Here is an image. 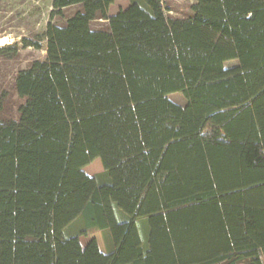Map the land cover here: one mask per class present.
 <instances>
[{
	"label": "trees",
	"instance_id": "1",
	"mask_svg": "<svg viewBox=\"0 0 264 264\" xmlns=\"http://www.w3.org/2000/svg\"><path fill=\"white\" fill-rule=\"evenodd\" d=\"M162 1L51 0L0 92V264H264V0Z\"/></svg>",
	"mask_w": 264,
	"mask_h": 264
},
{
	"label": "rangeland",
	"instance_id": "2",
	"mask_svg": "<svg viewBox=\"0 0 264 264\" xmlns=\"http://www.w3.org/2000/svg\"><path fill=\"white\" fill-rule=\"evenodd\" d=\"M130 0H114L108 11V14L116 12L119 8H125ZM140 1V0H138ZM195 0H163L162 6L167 17H185L190 15V5ZM75 9L71 7L67 12H72ZM51 0H0V38H3V44L16 42L19 50L16 58L5 59L0 57V92L6 91L11 96V113L16 116V105L20 101L12 91V82L15 73L19 69L28 66L33 60L43 61L46 55V39L44 32L46 25L50 20ZM106 20H95L92 22L94 28L103 27ZM27 38L32 41H38L39 48L32 46H22V39ZM237 64L235 60L225 62V66ZM169 98L180 105L185 104V98L182 93L175 92L169 94ZM84 172L89 176H99L103 174V167L99 159L93 160L90 164L83 168ZM116 213L120 217L123 213L116 209ZM142 227V226H141ZM74 225L70 231L74 230ZM107 230H96L81 235L79 237L84 245L89 239L95 238L99 248L102 251H107L105 233ZM142 236V231H141Z\"/></svg>",
	"mask_w": 264,
	"mask_h": 264
},
{
	"label": "bare ground",
	"instance_id": "3",
	"mask_svg": "<svg viewBox=\"0 0 264 264\" xmlns=\"http://www.w3.org/2000/svg\"><path fill=\"white\" fill-rule=\"evenodd\" d=\"M0 44H3V38H0Z\"/></svg>",
	"mask_w": 264,
	"mask_h": 264
},
{
	"label": "crops",
	"instance_id": "4",
	"mask_svg": "<svg viewBox=\"0 0 264 264\" xmlns=\"http://www.w3.org/2000/svg\"><path fill=\"white\" fill-rule=\"evenodd\" d=\"M110 7H111V5L109 6L108 11H109ZM113 13H115V12H113ZM113 13H110V14H108V15H111V14H113Z\"/></svg>",
	"mask_w": 264,
	"mask_h": 264
}]
</instances>
